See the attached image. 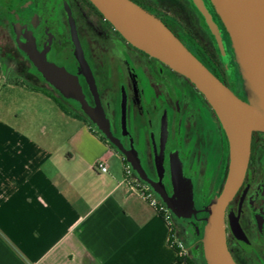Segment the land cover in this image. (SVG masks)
<instances>
[{
    "label": "flooded vegetation",
    "instance_id": "flooded-vegetation-1",
    "mask_svg": "<svg viewBox=\"0 0 264 264\" xmlns=\"http://www.w3.org/2000/svg\"><path fill=\"white\" fill-rule=\"evenodd\" d=\"M195 1L132 0L157 16L236 96L247 100L230 34L222 18L211 0H202L206 11ZM34 43L48 61L78 77L90 109L97 114L99 103L113 138L124 149L137 154L151 182H162L166 193L172 195V162L178 157L184 175L193 183L198 210L223 190L229 173V138L211 104L189 79L133 46L93 3L7 0L0 6L2 53L40 74L22 49ZM80 57L89 66L96 93L90 87ZM31 76L35 83H42L62 102L73 106L71 100L42 77L35 73ZM73 107L91 119L81 108ZM134 176L151 187L135 170ZM202 216L198 212L191 219L178 218L179 237H193L195 226L202 224ZM225 232L236 264H264L263 131L253 132L246 175L225 210ZM202 244L198 240L190 247L199 259Z\"/></svg>",
    "mask_w": 264,
    "mask_h": 264
},
{
    "label": "crops",
    "instance_id": "crops-1",
    "mask_svg": "<svg viewBox=\"0 0 264 264\" xmlns=\"http://www.w3.org/2000/svg\"><path fill=\"white\" fill-rule=\"evenodd\" d=\"M16 85L32 108L0 109V264H200L201 226L183 255L177 223L125 182V157L54 93Z\"/></svg>",
    "mask_w": 264,
    "mask_h": 264
},
{
    "label": "water",
    "instance_id": "water-1",
    "mask_svg": "<svg viewBox=\"0 0 264 264\" xmlns=\"http://www.w3.org/2000/svg\"><path fill=\"white\" fill-rule=\"evenodd\" d=\"M116 30L133 46L164 62L189 79L202 93L221 121L230 146L229 173L224 188L212 197L203 211L202 249L206 264H236L228 246L225 232V210L241 187L251 158L253 132H264V0H211L227 28L235 52V62L245 83L247 100L236 96L228 85L219 80L157 16L132 0H89ZM203 11L202 0L195 1ZM214 29L215 26L208 18ZM35 63L36 69L66 99L77 104L90 116L94 126L102 132L125 157L137 175L179 219H191L199 212L194 200V187L183 172L179 158L172 162L174 191L168 195L162 184L151 182L140 164L137 154L124 149L113 138L108 119L97 102L95 114L87 103L78 77L65 68L50 62L37 50L36 44L22 48ZM91 89L95 82L85 59L80 57ZM196 234L199 228L195 226Z\"/></svg>",
    "mask_w": 264,
    "mask_h": 264
},
{
    "label": "rangeland",
    "instance_id": "rangeland-1",
    "mask_svg": "<svg viewBox=\"0 0 264 264\" xmlns=\"http://www.w3.org/2000/svg\"><path fill=\"white\" fill-rule=\"evenodd\" d=\"M6 3H7V0H0V6L1 5L4 6ZM5 10H6V7L2 11L4 12ZM234 57H235V55H234ZM34 73L37 76H39L40 78L42 77L43 80L46 81L44 79V76L42 73L38 74L36 72V70H34V69L30 71V70L24 68L23 65L20 63V61L10 57L9 55H4L2 53V50L0 49V109L2 107H4L7 102L10 103L9 107L13 110L22 109V108H25V109H31L32 108L31 102H29L30 101L29 99L28 100L27 99H25V100L20 99L19 93H22L21 85H16L18 83L19 79L23 80L24 84L28 88H40L44 91H50L51 93H54L48 87H46L47 89H45L43 87L44 86L43 84H41L43 86H40V87L36 86L35 85L36 83L31 78L32 77L31 75ZM28 90L25 88L24 92L26 95L31 96V94L28 93ZM59 101H60V103H62L61 99H59ZM71 104H73V106L74 105L77 106V104H75L73 102ZM73 106L70 105V106H68V108L74 109ZM77 108H78V106H77ZM120 166L123 167L121 161H120ZM213 196H215V195H213ZM213 196H211L208 203L204 204L201 209H199V210L197 209L203 215L202 219L207 215V213L205 211H203L202 209H204L205 206H208V204L210 203ZM178 218H179L178 216H176L175 214H172V220L173 221L177 222ZM202 219H201V222H202L201 227L204 224ZM179 220H182V219H179ZM198 237H200V233L196 234V230H194L193 237L183 238V239L179 237V239L182 242L183 246L185 247V246L190 245V243H192L194 241L196 242L198 240ZM190 252H193V251L190 250ZM193 254L195 256H197L195 254V252H193ZM200 259L203 260V264H206L205 257H204V255H202V253H201ZM198 261L200 263L201 260H198Z\"/></svg>",
    "mask_w": 264,
    "mask_h": 264
},
{
    "label": "built area",
    "instance_id": "built-area-1",
    "mask_svg": "<svg viewBox=\"0 0 264 264\" xmlns=\"http://www.w3.org/2000/svg\"><path fill=\"white\" fill-rule=\"evenodd\" d=\"M96 167L102 172L108 171V164L104 158H101L96 162ZM124 171V180L127 185L143 196L145 200L150 202V204L155 206L161 216L170 225H172V212L169 207L161 200V198L153 191L151 187L146 185L144 182L139 181L134 176V170L126 159L124 162ZM178 247L180 248L183 255L187 253L188 250L184 246L179 244Z\"/></svg>",
    "mask_w": 264,
    "mask_h": 264
},
{
    "label": "trees",
    "instance_id": "trees-1",
    "mask_svg": "<svg viewBox=\"0 0 264 264\" xmlns=\"http://www.w3.org/2000/svg\"><path fill=\"white\" fill-rule=\"evenodd\" d=\"M56 99H57V98H56ZM57 100H58V99H57ZM80 116H81L82 118L87 119V120L90 122L91 127H93L95 131H97V130H96V127H95L94 124L89 120V118H87L85 115H81V114H80ZM102 138H103L104 140H106L104 136H102ZM106 141H107V140H106ZM107 142H108V141H107ZM108 143H109V142H108ZM109 144H110V143H109ZM110 145H111V144H110ZM111 147H113V146L111 145ZM113 148H114V147H113ZM114 149H115V148H114ZM173 244H174V243H173ZM174 246L178 249V251H180V248L178 247V245H175V244H174ZM201 253H202V255H204V254H203V250H202ZM182 258H183V259H182L183 261H185L186 263L190 264V262H189V260H188L187 257H182Z\"/></svg>",
    "mask_w": 264,
    "mask_h": 264
}]
</instances>
